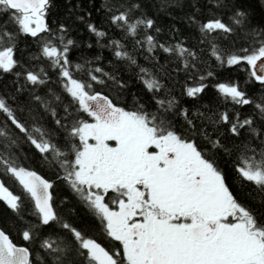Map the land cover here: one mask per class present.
<instances>
[{"label":"snow or ice","instance_id":"snow-or-ice-1","mask_svg":"<svg viewBox=\"0 0 264 264\" xmlns=\"http://www.w3.org/2000/svg\"><path fill=\"white\" fill-rule=\"evenodd\" d=\"M180 3L181 0H159V10ZM205 3L209 11L225 6L224 0ZM52 6V0H0V15H6L16 28L14 33L8 29L7 21L0 23V73H13L19 64L14 58L18 35H52L47 22ZM101 7L109 23L122 32V39L131 38L133 52L140 48L151 54L160 49L175 55L185 69L189 67L188 57L197 59L196 53L181 42L162 44L149 33H159L161 29L142 10L141 0H102ZM192 7L194 12L187 17L188 22L198 29L201 43L209 44L216 61L227 67L245 65L250 80L264 88V27H247L248 14L239 8L226 23L215 15L201 20L197 16L201 9L195 3ZM69 15H73L72 9ZM91 15H76L75 21L84 24L101 47H110L117 60L139 69L137 75L152 93L155 106L149 110L137 99L135 106L122 107L109 95L95 90L94 85L106 84L104 77L118 88L126 85L100 67L86 68L91 61L73 65L68 53L75 42L65 40L64 35L70 26H58L62 47L45 42L42 55L58 72L62 93L70 99L66 103L63 95L51 90V100L33 95L57 126L49 131L39 123L41 114L32 115L29 126L0 97V114L6 118L0 123V201L20 219L22 202L31 204L30 214L37 217L39 224L22 231L23 241L32 243L34 229L50 224L58 225L61 232L55 238L43 239L40 248L45 255L33 259L30 247L17 245L0 229V264H264V213L236 198L218 159L221 153L234 156L233 171L238 178L264 193V96L256 102L240 86L219 83L216 90L225 102L241 107L252 105L253 114L241 118L239 112L230 116L224 111L214 118L199 111H177L175 97L156 95L167 91L165 85L137 63L121 40L101 44L108 34L91 21ZM237 29L244 33L247 45L225 56L214 41L233 35ZM146 59L154 60L157 71L168 75L157 57ZM191 67L195 68V64ZM74 70L85 73L87 78H77ZM41 73L27 71L25 79L33 86L43 85L47 79L43 69ZM15 75L19 77L21 73ZM206 79L200 75L196 83L186 85L185 95L197 98L209 87L204 83ZM53 100L62 107L63 117L51 106ZM176 115L183 118V124L175 123ZM8 121L37 150L43 163L58 170V178L97 221L95 231L77 228L57 213L51 192L53 183L21 165L12 151L18 147L19 138L8 130ZM242 130L248 135L239 144L234 142L232 148L222 141L225 132L240 137ZM57 131L63 136L54 143ZM4 177L18 183L23 195L14 194ZM101 238L114 243L105 247L99 242Z\"/></svg>","mask_w":264,"mask_h":264},{"label":"trees","instance_id":"trees-1","mask_svg":"<svg viewBox=\"0 0 264 264\" xmlns=\"http://www.w3.org/2000/svg\"><path fill=\"white\" fill-rule=\"evenodd\" d=\"M141 3L142 10L147 16L154 19L156 27L161 29L159 33H156L155 30H149L150 34L156 36L159 43L172 45L181 42L184 47L196 53V60L191 57L187 58L189 63L187 69L184 68V64L175 55L170 56L160 49L151 54L140 48L133 52L131 38L122 39V32L109 23L105 11L101 7L102 0H52L53 6L50 8L47 18L49 27L52 29V35L42 33L37 38L24 35L17 36L14 58L19 61V64L13 70V73H0V97L5 98L17 117L22 121H26L29 126L33 123L30 117L39 113L42 115L39 123L44 128L49 131L57 129L53 118L44 112L43 108L33 99V95H39L46 100H51L52 97L49 94V90H51L56 94L63 95L66 103L70 99L66 94L62 93L58 72L51 67V62L48 58L42 55V47L45 42H50L58 48L62 47L59 40L61 33L58 32V26L65 24L70 26V30L64 34L65 40L72 39L75 42L68 53L73 65L91 61L92 63L86 65V68L100 67L126 85L122 89L118 88L111 80H107L104 77L107 81L106 84L94 85L95 90L109 95L114 102L122 107H133L135 106V100L138 99L140 103L145 104L147 109L152 110L155 102L151 98L152 93L146 90L137 75L139 69L136 66H130L127 61L117 60L110 47H101L97 43V38L87 30L86 26L75 21L76 15H86L87 12H91V21L108 34L105 40L101 41V44H107L111 40H121L125 45V49L136 57L137 63L149 69L165 85L167 91L161 90L156 95L161 98L175 97L178 102L177 111L179 109H187L190 114L199 111L214 118L218 113L224 111H228L230 116L239 112L241 118L253 114L254 108L252 105L241 107L233 105L231 102H225L223 97L217 92L216 85L219 83L236 84L247 93L249 98L256 102H260L261 97L264 96V88L254 79L250 80L248 72L245 70V65L221 66L215 57L211 55L209 44L207 42L201 43V35L198 29L194 25L189 24L187 17L194 12L192 5L195 3L201 9V12L197 13L199 19L206 20L215 15L228 23L232 12L235 8H239L248 14L247 27H264V0H224L225 6L212 8L211 11L208 10L210 6L205 3V0H181L179 6L167 8L164 11L159 10V0H141ZM73 5H76V7L73 8ZM69 9L73 11L72 16L69 15ZM5 21H7V16L0 15V23ZM7 27L15 33L16 28L11 21H7ZM243 35L244 33L237 29L233 35L227 38L220 37L214 42L222 54L226 56L230 51H235L237 48L247 45ZM149 56L157 57L159 64L165 65L168 75L158 72L156 62L152 59H146ZM192 64H195V68L191 67ZM41 69L46 74L47 82L45 84L33 86L26 81L25 75L27 71L42 74ZM16 72H20L21 75L19 77L16 76ZM208 72H212L214 75L208 77ZM74 75L79 79L87 78L85 73L75 72V70ZM97 75L100 74L97 73ZM200 75L207 77L204 83H207L209 87L195 99L187 97L184 92L185 86H191L196 83ZM189 77L192 78L190 79ZM51 106L56 108L59 117H63L62 107H59L54 100ZM174 120L177 125H181L184 122L179 115H176ZM5 121L6 118L0 114V123ZM7 124L8 130L19 138L18 147H14L12 151L19 157L21 165L37 171L53 183V204L57 213L68 222L73 223L77 228L86 230L89 233L95 231L97 221L80 204L70 187L62 179L58 178V170L43 163L40 154L25 140L23 134L19 133L11 125L10 121ZM223 130L222 128L221 131ZM247 135L246 130L241 131L240 137H233L225 132L222 141L227 147L232 148L234 142L239 144ZM62 136L63 133L57 131L53 137V142H60ZM218 159L220 166L228 174L229 184L236 198L254 211L264 213V204H262L264 193H259L255 185L250 182L238 178L233 171L234 156L221 153ZM3 179L6 186L14 194L23 195L18 183L8 177ZM22 203L20 216H23V219H20L3 201H0V227L9 234L16 244L30 247L33 252V259H36V257L45 255L40 248V242L49 236L55 238V235L60 233L61 229L55 224L38 227L34 229V241L32 243L23 241L22 231L26 230L30 225H38L39 221L36 216L30 214L32 210L31 204L27 201ZM99 242L105 247H109L114 243L102 238Z\"/></svg>","mask_w":264,"mask_h":264},{"label":"water","instance_id":"water-1","mask_svg":"<svg viewBox=\"0 0 264 264\" xmlns=\"http://www.w3.org/2000/svg\"><path fill=\"white\" fill-rule=\"evenodd\" d=\"M38 173V172H37ZM38 174H40V173H38ZM40 175H42V174H40ZM43 176V175H42ZM44 177V176H43ZM44 178H46V177H44ZM47 179V178H46ZM50 181V180H49ZM51 182V181H50ZM51 192H52V189H51ZM0 229H2L1 227H0ZM7 233V232H6ZM8 234V233H7ZM9 235V234H8ZM11 238V237H10ZM12 239V238H11ZM14 242V241H13ZM15 243V242H14ZM18 245V244H17ZM19 246H25V245H19Z\"/></svg>","mask_w":264,"mask_h":264}]
</instances>
